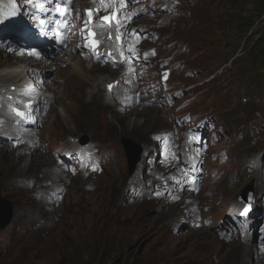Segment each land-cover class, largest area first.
I'll return each instance as SVG.
<instances>
[{"label": "rangeland", "instance_id": "374dc122", "mask_svg": "<svg viewBox=\"0 0 264 264\" xmlns=\"http://www.w3.org/2000/svg\"><path fill=\"white\" fill-rule=\"evenodd\" d=\"M200 15L204 24L197 25L195 35L199 32V37L195 45L200 50H204L205 45L212 50L202 66L207 64L208 70L214 72L222 68L221 61L234 63L227 70L228 73L219 76L216 82L220 83L221 88L230 90L229 102L239 95V108H258L264 117V10L259 11V7L248 0H207L202 5ZM255 20L258 31L245 43L246 34ZM261 47V52H257ZM7 59L17 60L1 49L0 62ZM40 63L43 65L41 71L45 74L52 72V78L58 74L63 84L65 77L70 81L69 72L73 71V66L57 63L55 67H51L44 65V62ZM88 68L93 74L110 69L100 66ZM59 70L65 72V76ZM114 78L115 76L112 80ZM9 81L8 84L15 79ZM72 85L69 82L66 86L72 89ZM60 91L59 87L48 117L38 128L45 139L58 137L65 140L67 136L76 138L80 134L79 137H88L91 132L95 140H115L116 144L122 138H132L140 144L147 142L148 146H152L150 135L169 126L166 114L156 107L120 114L110 106H102L104 99L99 92L95 93L96 98L91 99L87 98V92L84 95L77 94L80 89L72 96L62 95ZM245 92L253 105L244 102ZM194 110L209 111L216 113L218 118L221 117L220 109L215 108L209 98L196 101ZM45 142L48 148V140ZM10 146L0 149V202L5 205L8 201L15 207V219L20 212H27L30 217H36V221H47V228L44 229V236H36L33 241L18 245L9 253H12L11 258L9 259L8 254L9 257L0 259V264H69V260L70 264H88L92 260H97L96 264H148V261L154 264H250L247 259L251 257V247L238 242L226 243L218 233L220 226H224V220L232 215L230 207L234 194H240L241 189L255 182L256 178L264 180L263 172L247 175L250 178L228 190L211 217L210 227L193 229L189 222L192 219L185 210L186 205L182 209L181 203V214L176 219L172 217V213L176 212L179 205L146 201L138 206H122L120 210H116L124 190V173L118 178L108 175L102 179L101 188L95 193L70 189L69 202L63 207L49 210L46 205L35 202L25 191L12 188V185L15 179L26 174L28 177H45L50 180L48 168L56 169V162L46 152V155L35 153L33 156L39 161L31 163L30 154L19 151L18 148L17 151L6 149ZM226 147L231 156L230 166L226 169L229 173L238 169L239 173L245 174V163H239L237 159L242 158L247 150L234 141L227 142ZM262 160L264 170V157ZM38 163H46V168L35 166ZM28 166L32 168L27 173L15 174L16 169ZM124 166L127 171V161L125 163L122 160V170ZM61 178L62 175L52 179L57 181ZM78 230L84 235L93 234V239L78 243L74 255L70 249L61 254L67 245L76 240ZM9 231L1 234L0 239H5ZM97 240L103 247L101 258L95 252ZM91 249L94 250L92 254Z\"/></svg>", "mask_w": 264, "mask_h": 264}, {"label": "bare ground", "instance_id": "6f19581e", "mask_svg": "<svg viewBox=\"0 0 264 264\" xmlns=\"http://www.w3.org/2000/svg\"><path fill=\"white\" fill-rule=\"evenodd\" d=\"M12 44L14 45L15 43L12 42ZM2 47H3V45L0 47V49ZM58 61L62 62V64H69L71 67L73 66V71L69 72L70 81H68V79L65 77L64 84L60 85V87H61L60 92L62 95L72 96L73 94L74 95L76 94L77 89H80V92H77V94L83 93V95H84L87 92V98L94 99V98H96V94H95L96 87H94L95 85H97L98 83H102L103 81H106V83L113 82L112 73L114 72V70H112V69L104 70V71L100 70V71L96 72L95 74H93L92 70H89V68H88V66H90V65L87 62H85L79 55H71L70 60H68V61H64V58H61ZM18 64H21V65L23 64L26 68L30 69L31 72H28L27 75H29L30 77H33V78H30L27 75H23L21 72H19L18 74H15V77L13 79L28 78L29 80L36 82V80H37L36 77L39 75L40 70L43 69V67L40 63H38L35 66H32L27 59H17L16 61H13L12 59H7V60H5V62H0V81L2 83H6V82H8L7 80L10 79L9 77L6 78V76H8V74L4 75L3 72L6 70L10 71V70L17 69ZM50 66L55 67L52 65H50ZM58 72L61 73L63 76H65V72H62L61 70H59ZM46 74L50 75L51 73L48 72ZM104 77H106V80H104ZM107 81H109V82H107ZM69 82L73 84L71 86V87H73L72 89H68L66 86L69 84ZM90 83H91V85H90ZM54 90L55 89L52 86H47V89L44 91L45 96L49 102H51L52 100H55ZM37 91L39 92L38 88H37ZM101 104L103 107H107L105 100L102 101ZM159 131H157V132H159ZM80 135H78L76 138H79ZM18 150L24 151L25 153L30 154L32 156V160H31L32 162L31 163H35L36 161H39L37 158L36 159L34 158L33 155H35V153L46 155V148H42V146L33 147L31 149L18 148ZM41 158H44V157H41ZM28 164H29V162H28ZM45 164L46 163H44V164L38 163V164H35V166H39V167L42 166L43 168H46V166H44ZM24 167H26V166H24ZM29 168L31 169L32 167L28 166L25 169H21V168L19 170L16 169L15 174L16 173L17 174H25L30 170ZM48 170H49V172L47 175L49 177H58L61 174L56 169L51 170L50 168H48ZM25 176H28V175L26 174L23 177H25ZM177 205H179V204H177ZM179 212H180V209L177 208L176 212L173 211L172 214H174V216H172V217L175 219L179 218L180 214H181Z\"/></svg>", "mask_w": 264, "mask_h": 264}, {"label": "trees", "instance_id": "16d2710c", "mask_svg": "<svg viewBox=\"0 0 264 264\" xmlns=\"http://www.w3.org/2000/svg\"><path fill=\"white\" fill-rule=\"evenodd\" d=\"M249 2H251V3H254L255 5H257L258 7H259V11H263L264 10V0H248ZM79 234L77 235L76 234V240L74 241V242H72L71 244H69V245H67L66 247H65V249L63 250V252L61 253V254H64L67 250H69L70 249V251H71V254L72 255H74L75 254V252H76V248L78 247L77 246V244L79 243V244H81V243H85L87 240H92L93 238H92V236H93V234H88V235H84L82 232H81V230H78L77 231ZM73 243H74V245H73ZM99 241L97 240L96 242H95V244L97 245V247H95V252H96V255L98 256V257H100L101 258V256L103 257V253H102V245H99ZM58 247V246H57ZM91 251V254H92V252L94 251L93 249H91L90 250ZM56 261V260H55ZM70 261L71 260H69L68 261V263L70 264ZM96 261L97 260H92L90 263H88V264H96ZM66 263V262H65ZM148 264H154V263H151L150 261H148L147 262ZM85 264H87V263H85ZM159 264V263H158Z\"/></svg>", "mask_w": 264, "mask_h": 264}, {"label": "water", "instance_id": "95a60500", "mask_svg": "<svg viewBox=\"0 0 264 264\" xmlns=\"http://www.w3.org/2000/svg\"><path fill=\"white\" fill-rule=\"evenodd\" d=\"M126 150L130 157H132V163L138 162L140 156V150L136 149L134 157L132 156V147L130 144H126ZM13 218V208L10 203L0 202V229H4Z\"/></svg>", "mask_w": 264, "mask_h": 264}, {"label": "snow or ice", "instance_id": "6c2138e0", "mask_svg": "<svg viewBox=\"0 0 264 264\" xmlns=\"http://www.w3.org/2000/svg\"><path fill=\"white\" fill-rule=\"evenodd\" d=\"M34 7L37 8L38 10L39 9H42L43 8V5L41 3H35L34 4ZM105 20H108L107 17L104 18ZM113 19H115V17H113ZM40 24L41 26H43L45 24V21L44 20H41L40 21ZM29 55H32L34 57H36L37 59L40 58V53L38 51H36L35 49H33L31 52L28 53ZM111 87V85L109 86ZM16 115L20 116V117H24L25 113L23 112H19V111H16ZM248 211L247 208H245L244 212L246 213Z\"/></svg>", "mask_w": 264, "mask_h": 264}, {"label": "clouds", "instance_id": "9594fccd", "mask_svg": "<svg viewBox=\"0 0 264 264\" xmlns=\"http://www.w3.org/2000/svg\"><path fill=\"white\" fill-rule=\"evenodd\" d=\"M74 182V181H73ZM73 182H72V184H73ZM72 188V187H71ZM70 188V189H71ZM7 202V201H6ZM10 203V202H9ZM11 204V203H10ZM12 205V204H11ZM12 208H13V206H12ZM15 215V211H13V216ZM30 241V240H29ZM5 242V240H3V239H0V243H4ZM26 242H28V241H26ZM26 242H24V243H26ZM22 242H20V243H14L13 244V246L10 248V250L8 251V253L6 254V256L5 257H2L1 255H0V259H2L3 260V258H6L7 256H8V254L12 251V250H14L18 245H20ZM17 244V245H16ZM12 254V253H11ZM11 254H9V259L11 258Z\"/></svg>", "mask_w": 264, "mask_h": 264}]
</instances>
